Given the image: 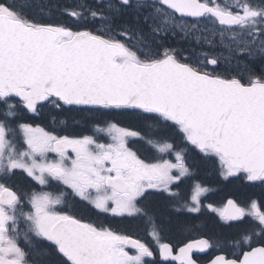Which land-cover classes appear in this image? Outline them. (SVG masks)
I'll return each mask as SVG.
<instances>
[{"label": "snow or ice", "instance_id": "obj_1", "mask_svg": "<svg viewBox=\"0 0 264 264\" xmlns=\"http://www.w3.org/2000/svg\"><path fill=\"white\" fill-rule=\"evenodd\" d=\"M0 264H264V0H0Z\"/></svg>", "mask_w": 264, "mask_h": 264}, {"label": "trees", "instance_id": "obj_2", "mask_svg": "<svg viewBox=\"0 0 264 264\" xmlns=\"http://www.w3.org/2000/svg\"><path fill=\"white\" fill-rule=\"evenodd\" d=\"M178 40V39H177ZM176 39H167V43L171 46L175 47H183L185 46L184 43H181L177 41ZM78 130L79 127L82 126H75ZM85 134H91L90 128L85 129ZM197 180L205 183L210 191H214L217 193V196L221 197L223 200L227 199H236L237 201L243 203L245 202L249 197L252 198H259L261 190L259 188H252L248 187L246 185L241 184L239 181H232L231 183L227 181L221 180L216 172L212 169H200L197 172ZM200 221V223H199ZM218 220L210 218L208 215L201 216L199 220L194 221L197 225H201L202 227L205 225L207 227L206 230L203 231L205 233H210L215 230V225ZM141 234H136L141 239L147 238V234L142 231ZM143 233V234H142ZM175 235L174 232L169 231L166 236L168 238H173Z\"/></svg>", "mask_w": 264, "mask_h": 264}, {"label": "rangeland", "instance_id": "obj_3", "mask_svg": "<svg viewBox=\"0 0 264 264\" xmlns=\"http://www.w3.org/2000/svg\"><path fill=\"white\" fill-rule=\"evenodd\" d=\"M180 41V40H179ZM189 45V44H188ZM186 44V46H188ZM190 46V45H189ZM180 49H184V48H180ZM104 142H107V138L105 137L104 138ZM209 188V187H208ZM204 203L205 204H208V203H212L214 206H222L224 203H226V200H223L221 197L217 196V193L214 192V191H209L205 198H204ZM206 215H208L210 218L212 219H215V220H218V217H215V214H212V213H206ZM206 215H203L204 217ZM200 223V221H199ZM201 226V225H199ZM203 228L204 230L207 229V227L204 225L203 227L201 226V230L203 231ZM169 231L168 230H165L163 233H162V238L163 240L165 239H168V240H172L174 243H180L183 239H184V236L183 235H180L178 233H175L174 237L171 239V238H168L166 236V234L168 233ZM206 232V231H205ZM193 235H195V233H193ZM151 239V237H149V240ZM151 241V240H150Z\"/></svg>", "mask_w": 264, "mask_h": 264}, {"label": "flooded vegetation", "instance_id": "obj_4", "mask_svg": "<svg viewBox=\"0 0 264 264\" xmlns=\"http://www.w3.org/2000/svg\"><path fill=\"white\" fill-rule=\"evenodd\" d=\"M168 39H178L177 41H179L180 40V42L181 43H184L185 44V46H183L182 48H184V50H186V49H188L190 46L188 45L189 43H188V41H186V40H181L180 39V36L179 35H177V36H175V37H169ZM186 44L188 45V46H186ZM36 123H41L39 120H37L36 121ZM204 185L205 186H207L205 183H204ZM137 225H138V227H137ZM133 232H134V234L136 235V234H141L140 232H142V231H144L146 234H147V238H146V241H149V242H151L150 240H149V235H148V225L146 224V223H140V222H134V226H133ZM143 234V233H142ZM145 240V239H144ZM164 242H170V243H172L175 247H179L180 246V243H174L172 240H168V239H165V240H163Z\"/></svg>", "mask_w": 264, "mask_h": 264}]
</instances>
